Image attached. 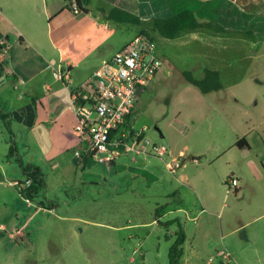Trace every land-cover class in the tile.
Returning a JSON list of instances; mask_svg holds the SVG:
<instances>
[{
	"label": "rangeland",
	"instance_id": "obj_1",
	"mask_svg": "<svg viewBox=\"0 0 264 264\" xmlns=\"http://www.w3.org/2000/svg\"><path fill=\"white\" fill-rule=\"evenodd\" d=\"M167 1L168 15L191 8L201 21L226 31L198 29L170 40L153 30L156 17L146 12L141 26L110 21L114 31H106L102 40L113 35L116 45L106 51L64 48L71 53L76 86L136 35L154 39L165 64L125 127L145 130L151 144L166 147V156L122 153L121 146V156L112 162L100 161L107 155L101 154L84 166L79 157L66 155L53 173L45 168L48 186L29 202L19 194L22 175L16 155L8 157L9 148L17 147L15 134L4 126L0 264H170V246L181 230L188 236L181 264H264V190L256 191L259 183L247 167L256 156L254 162L264 164V156L260 158L259 148L249 158L233 147L246 128V116L255 122L264 113L262 103L251 104L256 88L249 82L264 81V0ZM100 5L95 0L88 9L104 21ZM205 68L221 73V91L205 95L185 80L184 71L202 79ZM173 158L185 164L177 174L165 165ZM257 168L264 185V166ZM231 173L247 181L239 195L226 182ZM191 186L206 197L203 212L196 208ZM174 196L184 197L187 216L164 215L162 208Z\"/></svg>",
	"mask_w": 264,
	"mask_h": 264
},
{
	"label": "crops",
	"instance_id": "obj_2",
	"mask_svg": "<svg viewBox=\"0 0 264 264\" xmlns=\"http://www.w3.org/2000/svg\"><path fill=\"white\" fill-rule=\"evenodd\" d=\"M98 3L104 4L99 8L104 21L92 16L89 9L88 13H74L71 6L70 10H65L68 0H0V44L3 42L6 44L3 47L0 45V130L5 126L11 134L13 132L15 134L18 147L15 149V160L19 161L21 175L23 176V166L38 168L45 177L46 187L48 179L45 168L52 172L53 167L64 164L66 155L73 154L79 157L84 166L89 158L97 157L90 153L88 142L80 137L79 118L73 109L74 90L90 81L94 73L89 80L80 82L76 86H73L72 78L69 84L55 80L52 68L61 59L69 63L73 70L71 53L64 48L71 47L74 53H78V47L93 46L99 51H106L105 49L109 46L116 45L113 35H108L107 42L102 40L106 31H114L112 26L114 24L105 17L113 6L138 13L142 18L146 12L154 13L153 16L159 18L172 16L167 14L169 10L167 0H114L113 2L98 0ZM2 48H7V52L3 53ZM249 82L252 83L253 88H256L252 94V106L261 103L264 106V81L262 84ZM259 115L255 122L249 115L246 116V128L233 145L239 152L247 153L249 158L257 148L262 154L260 158L264 156V113H261L260 117ZM134 131L138 130H134L133 127H124L116 134V137L120 138L121 134ZM124 141V143L133 142L130 136ZM238 141H241L242 148L237 146ZM121 146L111 145L109 148L111 154L117 153L115 157L121 156L118 152ZM122 153L129 152H126L124 148ZM255 159L249 160L247 167L259 183L256 189L259 193L264 190V185L260 184L263 178L257 167L259 164L262 166L264 164L263 161L255 163ZM183 166L185 164H181L179 168ZM177 172L178 170L176 173H171L177 174ZM232 175L239 180L236 192L239 195L244 191V186L247 187V181L242 174L236 176L231 173L229 176ZM182 182L181 179L177 181V183ZM192 189L199 203L196 208L199 207L203 212L207 205L206 197L200 196L194 187ZM170 199L171 204H166V208H162L165 210L164 215L187 216L190 209L183 207L184 197L179 196L178 200L174 196ZM176 200H178L177 203ZM214 210L218 211V209ZM174 220L176 219L168 221ZM187 238L185 233V241ZM184 256L185 251L183 258Z\"/></svg>",
	"mask_w": 264,
	"mask_h": 264
},
{
	"label": "built area",
	"instance_id": "obj_3",
	"mask_svg": "<svg viewBox=\"0 0 264 264\" xmlns=\"http://www.w3.org/2000/svg\"><path fill=\"white\" fill-rule=\"evenodd\" d=\"M70 6L74 13H79L75 2ZM0 45L3 47L6 44L3 42ZM2 52L6 53L7 48H2ZM164 64L165 60L154 39L141 33L116 55L104 59L90 81L74 90L73 109L79 118V135L88 142L89 151L93 155L108 154L100 157V161H111L117 155L111 154V145H124L129 153H151L161 159L166 156V147L151 144L145 136V130L116 137L128 124L127 118L133 114L139 97L160 74ZM52 73L54 79L59 82H71V65L63 59L54 64ZM128 136L133 140L131 145L124 143ZM114 137L117 138L115 141ZM165 165L172 173H176L180 167L176 159ZM226 182L233 190L238 189L239 180L235 176H229ZM17 184L20 191L25 188L24 185ZM29 184L30 181L27 185Z\"/></svg>",
	"mask_w": 264,
	"mask_h": 264
},
{
	"label": "trees",
	"instance_id": "obj_4",
	"mask_svg": "<svg viewBox=\"0 0 264 264\" xmlns=\"http://www.w3.org/2000/svg\"><path fill=\"white\" fill-rule=\"evenodd\" d=\"M72 2L76 3L79 12L88 13V6L92 3V0H68V5L65 7V10H70L69 4ZM105 17L108 21L119 24L141 26L145 23V20L138 13L127 11L118 6H113ZM152 27L161 37L170 40L177 38L182 32L196 31L198 29H209L217 33L226 31V29L220 24L211 21H201L196 12L191 8L183 9L168 18H153ZM183 75L190 85L196 87L205 95L221 91L224 88L221 73L218 70L205 68L204 77L202 79H197L191 71H184ZM130 118L131 116L127 118L128 121ZM237 146L240 148L243 147L241 141L237 142ZM14 154L15 148L12 146L9 150L8 157H13ZM22 168L23 176L18 183L25 185V188L22 191L19 190V194L26 199H31L36 196L41 189L46 187V180L44 175L40 172V169L29 165L23 166ZM28 181H30L29 185H27ZM235 192H237V190ZM184 242L185 235L181 230L169 250L170 264H181L184 255Z\"/></svg>",
	"mask_w": 264,
	"mask_h": 264
}]
</instances>
